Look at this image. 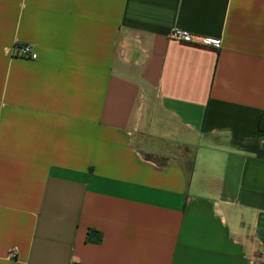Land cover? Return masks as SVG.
I'll return each instance as SVG.
<instances>
[{"label":"crops","instance_id":"obj_1","mask_svg":"<svg viewBox=\"0 0 264 264\" xmlns=\"http://www.w3.org/2000/svg\"><path fill=\"white\" fill-rule=\"evenodd\" d=\"M263 111L264 0H0V264H264Z\"/></svg>","mask_w":264,"mask_h":264},{"label":"built area","instance_id":"obj_2","mask_svg":"<svg viewBox=\"0 0 264 264\" xmlns=\"http://www.w3.org/2000/svg\"><path fill=\"white\" fill-rule=\"evenodd\" d=\"M168 37L171 40H175L182 43L188 44H204V45H215L220 44L219 38L212 37H194L189 31L182 28H173L169 33ZM14 56H19L21 58H26L34 60L37 58V52L34 50L33 46L29 43L21 44L19 46H14ZM13 254V251L11 252Z\"/></svg>","mask_w":264,"mask_h":264},{"label":"trees","instance_id":"obj_3","mask_svg":"<svg viewBox=\"0 0 264 264\" xmlns=\"http://www.w3.org/2000/svg\"><path fill=\"white\" fill-rule=\"evenodd\" d=\"M258 129L260 131L264 130V111L260 113L258 119ZM95 233L94 230L88 229L86 233V241H95L99 242L101 240V236L98 234L96 237H92V234Z\"/></svg>","mask_w":264,"mask_h":264}]
</instances>
